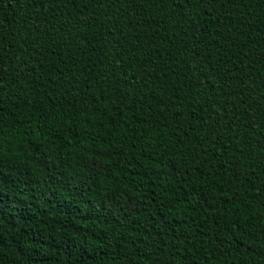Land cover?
<instances>
[{"label": "trees", "instance_id": "obj_1", "mask_svg": "<svg viewBox=\"0 0 264 264\" xmlns=\"http://www.w3.org/2000/svg\"><path fill=\"white\" fill-rule=\"evenodd\" d=\"M0 264H264V0H0Z\"/></svg>", "mask_w": 264, "mask_h": 264}]
</instances>
